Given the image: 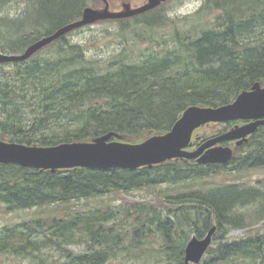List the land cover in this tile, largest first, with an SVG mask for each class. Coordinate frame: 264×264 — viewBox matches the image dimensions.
Masks as SVG:
<instances>
[{
    "label": "trees",
    "instance_id": "trees-1",
    "mask_svg": "<svg viewBox=\"0 0 264 264\" xmlns=\"http://www.w3.org/2000/svg\"><path fill=\"white\" fill-rule=\"evenodd\" d=\"M26 1L32 3L27 16L36 11L29 23L38 40L80 20L86 7L84 0ZM165 6L118 20L123 46L108 59L90 56L66 35L28 61L0 65V140L53 147L114 133L115 141L140 144L169 133L191 107H223L257 83L264 87V0H205L182 24ZM26 19H0L2 53L20 54L34 43L20 34ZM240 123L211 124L221 129L209 137ZM225 145L234 149L228 164L178 159L137 170L58 171L0 164V213L40 210L0 230V254L32 264H107L119 255L115 245L128 239L123 252L143 249L147 232H155L159 264H185L192 237L202 239L217 227L199 264H264V233L228 238L264 220V180L255 187L231 179L264 167V126L242 146ZM221 176L226 179L215 181ZM162 186L176 191L163 197L166 212L106 202L114 194ZM132 218L131 233L124 225Z\"/></svg>",
    "mask_w": 264,
    "mask_h": 264
},
{
    "label": "water",
    "instance_id": "water-1",
    "mask_svg": "<svg viewBox=\"0 0 264 264\" xmlns=\"http://www.w3.org/2000/svg\"><path fill=\"white\" fill-rule=\"evenodd\" d=\"M169 0H149L138 9H126L121 13L108 10L98 12L86 8L81 20L59 28L31 44L23 53L4 54L0 52V65L24 62L43 48L58 41L74 30L97 21L135 17L160 7ZM251 121L245 125L209 138L197 149L192 146L193 135L201 127L214 123ZM264 126V87L255 84L253 89L242 93L232 104L219 108H189L173 129L163 136H155L140 144H127L113 140L117 135L110 133L90 143H66L53 147H31L0 140V164H13L24 168L46 171L88 168L96 170H137L152 167L170 160L185 159L200 164H228L233 159V150L221 146L237 141L242 145L248 137ZM217 227H213L202 239L193 237L186 246L185 264H199L213 243Z\"/></svg>",
    "mask_w": 264,
    "mask_h": 264
},
{
    "label": "rangeland",
    "instance_id": "rangeland-1",
    "mask_svg": "<svg viewBox=\"0 0 264 264\" xmlns=\"http://www.w3.org/2000/svg\"><path fill=\"white\" fill-rule=\"evenodd\" d=\"M86 3L85 8H91L98 12H104L108 10L110 13H121L125 12L126 9H138L146 4H148L149 0H84ZM205 4V0H169L165 3V10L169 17L177 20L178 23L184 20L185 17L196 15L200 12L202 7ZM32 6V3L26 0H7L4 3L0 4V19L14 20L16 22H23L26 19L25 29L20 32L23 38H27L32 42H36L38 39L33 34L32 28L30 26L29 21L34 19V15H36V11H31L30 15L27 16L29 10ZM83 9V12L85 10ZM215 15V14H214ZM211 18L210 16H208ZM118 20H103L97 21L93 24H90L86 27L77 29L71 32L69 35V39L74 43H79L88 48V54L90 56H100L104 59H108L113 54L119 52V50L123 46V38L120 34L121 25L117 23ZM192 21V20H191ZM18 24H13L11 27L14 29L17 27ZM4 34L3 30L0 29V35ZM1 51V50H0ZM241 125V124H238ZM236 127V126H234ZM234 127L230 128L234 129ZM220 126H212L208 124L204 126V129L201 128L198 130L194 136L192 141V147L190 149H196L199 146L202 139L204 137H209L213 132L220 130ZM224 133V132H223ZM217 134V132H216ZM222 134V133H220ZM219 134V135H220ZM198 142V145H195ZM238 179L239 182L242 184H247L250 186L258 187L260 182L264 180V167L260 169H255L249 171L241 176H237L231 179ZM226 179L224 176L218 177L215 181H223ZM183 187H177L176 190L179 191ZM169 192H176L170 189L167 186L151 188V189H140L133 191L131 193H118L112 196L106 197V202H110V204H114L116 207L123 206V210L130 208L133 205H142L147 204L149 206H155L164 208L165 212L169 208V204L163 200V197L166 193ZM99 200L95 201H88L90 205H94ZM79 203L77 208H80ZM252 210V207L249 206L244 209V212H249ZM40 210L38 211H24L16 214L7 213H0V230L4 228L8 224H16L20 223L24 220H29L38 216ZM132 211V210H131ZM44 212V211H43ZM46 214V212H44ZM43 214V213H41ZM124 218V212H122V217ZM120 222L117 224L116 233L120 231ZM128 228L132 233L133 227V218L130 220V223H126L124 227ZM110 227V226H109ZM136 227V226H135ZM123 233L129 232L121 228ZM264 233V220L261 222L256 223L254 226L250 228L244 229H235L229 235L228 238L231 240L234 239H241L246 236H254L257 234ZM148 237L150 238L149 245L145 246L143 249H132L129 252H123L122 248L124 249L127 246L128 239L123 242L121 247L120 244L115 245V250L117 254H119L116 258L112 261L108 262L107 264H159L158 260V250L160 245L157 239V233L155 232H147ZM111 242L106 241V248L110 246ZM114 247V246H113ZM121 247V249H120ZM73 251L76 253H82L85 251L84 246H73L71 247ZM0 264H32L30 259L25 257H17L8 254H0Z\"/></svg>",
    "mask_w": 264,
    "mask_h": 264
},
{
    "label": "flooded vegetation",
    "instance_id": "flooded-vegetation-1",
    "mask_svg": "<svg viewBox=\"0 0 264 264\" xmlns=\"http://www.w3.org/2000/svg\"><path fill=\"white\" fill-rule=\"evenodd\" d=\"M248 122H250V121H245L243 124L248 123Z\"/></svg>",
    "mask_w": 264,
    "mask_h": 264
},
{
    "label": "bare ground",
    "instance_id": "bare-ground-1",
    "mask_svg": "<svg viewBox=\"0 0 264 264\" xmlns=\"http://www.w3.org/2000/svg\"><path fill=\"white\" fill-rule=\"evenodd\" d=\"M249 1V0H248ZM259 5V4H258ZM237 152V151H236Z\"/></svg>",
    "mask_w": 264,
    "mask_h": 264
}]
</instances>
